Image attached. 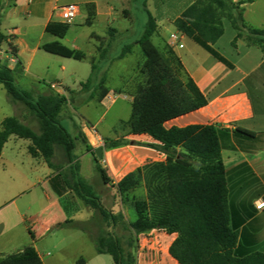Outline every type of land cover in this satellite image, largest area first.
Wrapping results in <instances>:
<instances>
[{"label":"trees","instance_id":"16d2710c","mask_svg":"<svg viewBox=\"0 0 264 264\" xmlns=\"http://www.w3.org/2000/svg\"><path fill=\"white\" fill-rule=\"evenodd\" d=\"M252 1L195 0L175 20L174 26L217 60L230 66L213 48L224 34L225 19L236 32L233 46L242 40L248 46L264 51V28L250 26L244 19L243 5ZM86 6L91 9L87 19L91 24L96 16L95 5ZM144 10L147 23L136 43L145 59L141 68L143 81L135 88L130 118L120 121L118 126L126 135L104 139V149L135 144L166 156L163 162H149L137 168L115 185L116 193L130 208L134 220H127L122 212L115 213L105 206L93 185L81 176L76 148L77 141L83 138L103 184L111 182L84 134L80 132L74 137L62 125L61 113L69 103L67 97L56 93L50 85L49 91L37 95L21 88L14 70L6 65L0 66V84L13 104H22L28 109L38 129L17 116L6 117L0 129V157L11 136L30 141V155L42 158L57 172L50 180L53 191L58 196L70 191L93 211L89 222L66 220L57 228H76L89 233L97 253L110 255L114 264H137L134 254L137 237L153 230L177 235L169 247V254L179 264H264L262 252H252L244 257L235 255L239 234L231 226L225 166L217 129L213 125L165 126L168 121L205 107L208 100L184 71L173 50L165 47L164 54L153 44L157 22L146 4ZM69 26L51 22L46 30L63 39ZM3 42H6L5 37L0 34V46ZM134 46H124L117 59L125 58ZM43 50L69 59L82 60L84 57L83 53L60 42L45 44ZM97 68L93 63L91 76L83 85L85 89L92 86L94 76L99 74ZM105 81L106 75L92 88L91 99L98 91H101V100L108 94ZM74 123L81 127L75 120ZM129 135H147L157 144L129 141L125 139ZM138 189L144 190L143 197L135 195ZM93 227L100 230L95 233ZM85 262L81 259L78 264ZM0 264H41V258L33 246H27L22 251L4 256Z\"/></svg>","mask_w":264,"mask_h":264},{"label":"crops","instance_id":"0c3cea01","mask_svg":"<svg viewBox=\"0 0 264 264\" xmlns=\"http://www.w3.org/2000/svg\"><path fill=\"white\" fill-rule=\"evenodd\" d=\"M60 1L0 0V18L4 17L7 21L20 20V25L12 24L7 29L2 28L0 20V34L5 37L6 41L8 40V31L14 29L15 34L11 42L15 48V55L18 60L14 70L17 83L26 76L40 79L41 72L38 73V71L41 69L51 71V61L48 56H52V54L44 51L43 46L48 43L58 42L57 40L45 42V38L50 35L46 30L49 23H63L59 18L58 8L65 4H60ZM194 1L185 0L180 8H177L175 12L169 15L159 17L152 14L158 26L157 32L153 35L157 36L160 44L159 48L156 47L164 54L166 53L165 47H170L173 50L180 59L184 71L191 77L208 100V104L205 107L168 121L165 126L166 128L174 126L183 128L191 125H213L217 129L225 166L231 226L239 234L235 255L244 257L252 252L264 253V51L257 47L248 46L242 40H239L236 46H233L232 42L236 32L231 23L228 24L223 20L224 34L213 45V48L229 62L230 66L217 60L192 39L180 33L174 26L175 20ZM70 3H76L81 8L80 14L76 19L81 18L83 24L78 25L77 28L84 26L92 28L96 23L100 22L101 18L104 17L108 20L114 17L113 7L99 0H70L68 4ZM90 4L95 5L96 16L92 23L88 24L87 19L91 9L86 5ZM257 5L264 10V0H253L243 5L244 19L250 26L264 28V26L252 24L251 20H249L250 18H248V13H252L253 8ZM5 11H8L6 15ZM111 31L116 35L120 33V31L116 30ZM52 36L58 38L54 35ZM94 37L98 38L94 32H91L90 38ZM110 47L111 44L109 43L106 46L99 47V50L101 49L102 54H106ZM71 49L83 53L82 48L78 45H73ZM56 57L61 58L60 60L64 58ZM125 58L112 61L106 70L97 68L99 74L94 76L92 84L95 86L106 75L104 87L109 92L101 100V91L96 92L95 97L92 99L90 98L92 91H90L87 93L90 101H96L100 106L106 108V101L109 100L111 102L110 105H113L118 97L126 95L130 98L129 102L132 105L134 93L128 94L129 80L125 78L126 76L123 72H112L114 65ZM62 70H64V66H62ZM114 76L122 81V87L110 85V81ZM48 85L50 84H44L43 87L34 85L32 90L37 88V90H41V93H46V90L49 91ZM83 92L82 87L77 91L69 90L73 98ZM126 96L125 99L128 98ZM110 98H113V100ZM63 112H69V103ZM77 116L80 119V124H77L81 125V127L75 128L76 134L79 135L82 132L84 138L88 140L94 150L103 147V160H100V164L106 170L111 182L108 185L102 184L101 191H99L92 183V179L95 176V166H91L93 171L89 179L85 178L82 174L81 158L76 154L80 163L81 176L89 184L93 185L105 206V196H108L112 210L115 213L122 212L125 215L126 211H128L131 216L130 208L123 203L120 197L116 196L115 185L137 167L149 162L165 161V154L155 149L135 144H129L112 151H105L104 139H117L122 137V133H118L116 130L114 138L98 135L95 137L88 131L83 118L80 115ZM73 120H75V116ZM124 135H126V132ZM126 137L134 142L157 144L155 140L147 135H129ZM7 144L8 142L3 148L0 159L4 156ZM84 153L93 160L92 154L86 149V145L84 146ZM32 158L36 160L44 173L42 184L38 185L43 187L42 192L46 198V205L36 214L35 219L32 221L27 220L25 217H22L19 221L17 215L11 214L0 219V246L12 245L14 238L19 237L13 235V233L23 223L25 231L32 238V244H28V246H33L36 249L42 263V256L33 243L54 229H65L57 228V225L66 220H73L76 223L89 222L93 217V211L85 205L83 200L70 191L63 196H58L50 184L51 178L57 172L51 169L42 158ZM64 169H66V166ZM16 178L14 180L11 177L3 179L0 175V197L2 194H10L16 189ZM38 190L39 187L34 184L28 194ZM36 196V201L39 202L38 195ZM33 202H35V197ZM81 215L86 216L84 221L77 219ZM93 228L95 229L96 227ZM66 230L79 231V234L82 235H76L77 239H83L86 236L92 240L89 233L79 229L67 228ZM176 237V234H167L163 230H153L139 235L136 244L137 252L147 247L143 251L146 258L143 264H152L154 260H158V264H179L169 254V247ZM24 248L13 250L12 253L22 251ZM2 254L0 252V255Z\"/></svg>","mask_w":264,"mask_h":264},{"label":"rangeland","instance_id":"374dc122","mask_svg":"<svg viewBox=\"0 0 264 264\" xmlns=\"http://www.w3.org/2000/svg\"><path fill=\"white\" fill-rule=\"evenodd\" d=\"M99 1L108 3L109 6L113 7V19L109 18L106 20L103 17L100 22L96 23L92 28L87 26L77 28L78 25L83 24V20L78 18L70 24L69 32L65 38H55L51 34L47 35L45 38V42L57 40L69 48L73 45L80 46L85 54L82 60L69 58H62V60H60L61 58L56 56H48L51 61V71L41 69L38 71V73L41 72L40 79L26 76L18 81L19 86L25 90H32L34 85L43 87L44 84H56L58 89L63 91L69 102V112H63L61 114V123L74 137H76L77 134L75 132L76 125L73 118L77 115L83 118L88 130L92 127L96 129V133L93 134L95 137L98 135L114 138L116 130L118 133H122L121 136L125 134L124 131L118 129V126L120 120H127L130 118L132 111V105L129 102L130 98L126 95H122L117 98L116 103L113 105H110L111 102L108 100L106 101V108L100 106L96 101H90L87 93L90 92L92 88L94 89V86L92 84L90 88L85 89L83 85L87 82L91 74L92 65L95 62L100 70H106L112 61L117 60L124 46L135 44L134 51L128 54L124 60L117 62L112 70L113 73L123 72L125 74V78L130 82L127 87L129 90L128 94L134 93L138 83L143 81L141 68L144 56L140 46L136 43L143 34L147 23L144 5L146 4L153 15L155 14L161 17L172 14L185 2V0ZM68 2H70V0H61L60 4L66 5ZM7 12L8 11H5V15ZM248 18H250V22L256 26H264L263 8L259 5L255 6L252 13H248ZM0 20L3 29L11 27L12 24L20 25V20L7 21L4 17H1ZM224 21L230 24L228 20L225 19ZM111 30L120 31V33L116 35L113 34ZM91 32H94L98 38H90ZM152 40L154 45L159 48L160 44L158 43L157 36H153ZM109 43L111 44L110 49L108 48L106 54H102L99 47L106 46ZM1 48L6 49V44L3 43ZM6 63L7 61L5 59L0 58V66L6 65ZM62 66H64V70H62ZM110 85L122 87L123 83L118 77L114 76L110 81ZM81 87L84 92L74 98L71 97L69 90L77 91ZM32 91L35 95L41 93V90H37V88ZM125 96L128 98L125 99ZM10 116H17L26 124L31 125L34 129H38L37 122L30 115L28 109L22 104H13L9 100L3 85L0 84V122L3 118ZM125 139L132 141L127 137ZM29 144L30 142L28 140L12 136L6 145L3 158L0 159V175L2 178L8 179L11 177V179L14 180L15 177H17L16 189L10 194H2L0 197V219L11 214L17 215L19 221L22 217L32 221L35 219L36 214L46 205V198L42 192L43 187L38 185L42 184L44 173L38 166L36 160L28 153ZM84 146V140L81 138L77 141L76 154L81 158L83 176L89 179L93 171L91 166L94 167L95 164L91 157L85 155ZM115 149L117 148L105 149V151H112ZM94 172L95 176L92 179V183L101 191L103 182L99 174L95 170ZM34 184L39 187V190L32 194H28ZM36 195H38L39 202L36 201ZM135 195L143 197L144 190L138 189ZM116 196L119 197L117 193ZM34 197L35 202H33ZM105 202L106 206L112 209L108 196H105ZM125 215L128 220H134V215L130 216L128 211H126ZM85 218L86 216L84 215L77 217V219L83 221ZM66 229L67 228L62 230L54 229L33 243L42 256L41 264H78L81 258L86 261V264H114L113 258L110 255L98 254L96 252L94 243L90 238L85 236L83 239H77L76 235H82L79 234V231ZM99 230L100 228L98 227L95 229L93 228V232L95 233ZM13 235L19 237L14 238V243L10 246H0V252L3 253L0 255V259L11 254L13 250L21 249L28 246V244H32V238L29 233L25 231L23 223L19 225V228L16 229ZM146 248L144 247L142 251H145ZM134 254L137 258V264H143L146 258L144 252L138 255L137 245L134 249ZM155 263L158 264V260H154L152 264Z\"/></svg>","mask_w":264,"mask_h":264},{"label":"built area","instance_id":"2783aa9c","mask_svg":"<svg viewBox=\"0 0 264 264\" xmlns=\"http://www.w3.org/2000/svg\"><path fill=\"white\" fill-rule=\"evenodd\" d=\"M58 11H59V18L61 19V21L65 24L70 25L79 16L81 8L76 3H70V4H66V5L59 7ZM14 34H15L14 29H10L8 31V40L5 42L6 49H2L0 46V58L5 59L7 61L6 66L11 70H15L18 64V60L15 55V48L11 42ZM50 87L56 93L64 94L62 90L58 89L56 84L52 83L50 84ZM110 99L113 100V98H110ZM88 131H90L91 134L96 133V129L94 127L89 128ZM142 253L143 251L142 249H140V251L138 252V255Z\"/></svg>","mask_w":264,"mask_h":264},{"label":"water","instance_id":"95a60500","mask_svg":"<svg viewBox=\"0 0 264 264\" xmlns=\"http://www.w3.org/2000/svg\"><path fill=\"white\" fill-rule=\"evenodd\" d=\"M75 120L78 124H80V119L78 116H75ZM95 154L97 156L98 159H102L103 158V147H99L95 150Z\"/></svg>","mask_w":264,"mask_h":264}]
</instances>
